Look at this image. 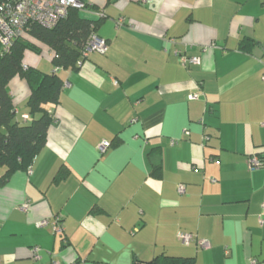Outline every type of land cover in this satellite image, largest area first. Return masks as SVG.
Masks as SVG:
<instances>
[{"label": "crops", "instance_id": "obj_1", "mask_svg": "<svg viewBox=\"0 0 264 264\" xmlns=\"http://www.w3.org/2000/svg\"><path fill=\"white\" fill-rule=\"evenodd\" d=\"M83 1L108 49L58 71L45 146L0 186V264H264V0ZM24 65L55 69L43 44ZM8 86L31 122L28 82Z\"/></svg>", "mask_w": 264, "mask_h": 264}, {"label": "trees", "instance_id": "obj_2", "mask_svg": "<svg viewBox=\"0 0 264 264\" xmlns=\"http://www.w3.org/2000/svg\"><path fill=\"white\" fill-rule=\"evenodd\" d=\"M82 10L70 8L68 14L53 27L31 22L8 51L0 45V167L6 169L4 173H0V186L7 182L13 171L28 168L45 146L48 129L55 122L47 105L60 101L64 86V80L58 71L64 68L78 69L87 57L83 55L85 45L90 35L97 32L104 18L92 20L82 17ZM42 44L52 52L55 66L52 73L24 65L25 53L28 50L41 53ZM17 75L28 82L31 90L28 106L33 118L29 123L16 119L15 105L8 85ZM260 158L264 163V159ZM154 171L156 175L159 173V164L154 166ZM140 264H194V258L161 253Z\"/></svg>", "mask_w": 264, "mask_h": 264}, {"label": "built area", "instance_id": "obj_3", "mask_svg": "<svg viewBox=\"0 0 264 264\" xmlns=\"http://www.w3.org/2000/svg\"><path fill=\"white\" fill-rule=\"evenodd\" d=\"M142 1L146 2L147 0ZM87 5L83 0H0V45L8 51L14 40L25 33L29 23L37 22L47 27H53L62 17L68 14L70 8L86 9ZM107 49L108 41L99 36L97 32H94L85 45L83 55L88 56L93 51L105 53ZM200 62V57L183 56L185 65L199 64ZM198 97L199 93L190 94L191 99ZM108 145V142H102L99 150L104 152ZM248 163L250 169H256L263 165L261 158L257 155L251 156ZM182 187H180V190H183ZM261 222L264 223V218H261ZM48 223V220H42L39 225L43 226ZM54 229L58 233H63L64 228L59 220L54 222ZM178 236L185 244H189L195 239L194 234L187 232H179ZM39 250V247H34V258L40 257ZM250 261V264L258 262L256 258H252Z\"/></svg>", "mask_w": 264, "mask_h": 264}, {"label": "rangeland", "instance_id": "obj_4", "mask_svg": "<svg viewBox=\"0 0 264 264\" xmlns=\"http://www.w3.org/2000/svg\"><path fill=\"white\" fill-rule=\"evenodd\" d=\"M1 170V169H0Z\"/></svg>", "mask_w": 264, "mask_h": 264}]
</instances>
